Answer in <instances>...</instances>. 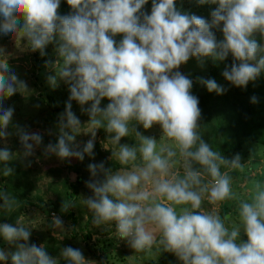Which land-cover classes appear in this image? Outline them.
I'll return each instance as SVG.
<instances>
[{
  "label": "clouds",
  "instance_id": "1",
  "mask_svg": "<svg viewBox=\"0 0 264 264\" xmlns=\"http://www.w3.org/2000/svg\"><path fill=\"white\" fill-rule=\"evenodd\" d=\"M66 2L74 12L61 16L57 11L60 0H0V34L26 38L28 47L40 50L41 55L47 44L59 38L56 50L62 66L55 67L56 74L47 79L53 88L58 78L69 84L70 97L59 117L57 143H49L46 151L61 159L83 160L85 154L93 155L96 129L114 133L111 139L118 144L128 136L133 120L144 129L159 124L162 136L172 142L158 146L156 139L132 129L140 141L138 148L124 144L114 153L120 164L130 165V169L113 173L103 162L88 165L93 178L103 174L102 180L87 182L93 195L83 199L93 214V224L114 222L119 237L128 239L136 251L159 243L183 264H264V184L256 182L251 200L239 205L246 243L237 242L239 227L229 230L219 215L200 211L205 197L210 204L234 198L231 177L221 172V167L241 169L243 164L239 154L225 159L201 139L199 100L190 93L193 82L172 71L190 57H197L202 64V58L223 61L231 53L240 63L226 67L224 79L237 87L254 81L264 71V46L253 38L255 33L264 37V0H199L200 4L218 3L210 23L181 13L175 0H152L150 14L140 13L147 0ZM221 24L223 41L217 42L211 29ZM117 34H123L118 45L112 38ZM200 83L209 92L227 91L214 79L200 78ZM21 90L27 91L26 83L11 71L7 60L0 62V101ZM102 98L110 101L103 109L99 107ZM72 100L80 105L92 102L86 110L92 139L82 150L73 145L80 121L71 111ZM250 102L255 104L258 98L252 96ZM13 113V107L0 105V139L13 134L7 131ZM14 128L23 156H31L42 136L18 125ZM138 152L140 163L136 162ZM177 156L183 162L182 176L172 171L179 162L174 159ZM12 158L7 148L0 150V162ZM194 164L199 168L194 170ZM12 171L6 168L4 175ZM0 201V207L7 209L15 204L6 191H0ZM184 205L190 207L177 211V206ZM70 206L64 204L63 210ZM62 224L59 217H53L54 228H62ZM30 234L19 222L15 226L0 224L5 241H24L11 254L0 250V261L10 255L11 264H57L43 245L29 246ZM61 256L70 264L92 262L72 247H65Z\"/></svg>",
  "mask_w": 264,
  "mask_h": 264
},
{
  "label": "rangeland",
  "instance_id": "2",
  "mask_svg": "<svg viewBox=\"0 0 264 264\" xmlns=\"http://www.w3.org/2000/svg\"><path fill=\"white\" fill-rule=\"evenodd\" d=\"M182 5H185L184 8H180ZM217 5L218 3L200 4L199 0H175V6L178 11L190 15L193 12H197L198 17H202L206 21L209 16L207 11ZM151 7L152 0H147V3L142 6L140 13L150 14ZM73 12L74 10L71 9L66 15ZM140 13H137V15H140ZM140 22H143V17H141ZM109 35L111 34L109 33ZM121 35L117 34L112 37L117 45L122 40ZM58 43L59 38L56 36L51 43L45 46L46 58L37 66L32 59L33 51L28 47L26 38H19L17 35L0 34V49L4 50V55L0 56V62L7 60L11 71L27 85V91H18L11 97L0 101L2 107L14 108L12 120L7 128V131L13 134L6 139H0V150L7 148L12 153L13 158L7 162H0V180L4 182L11 178V184L17 187L24 196L23 209L13 225L15 226L19 222L29 228L31 233L27 241L29 246L33 244L38 247L43 245L47 254L57 260V264H70L69 261L61 256V252L65 247L80 249L84 258L92 261L91 264L156 263L162 247L159 243L144 251H136L130 246L128 239L119 237L116 228H114V222L102 225L93 224L92 212L83 203V199L93 195L92 191L87 187V182L92 179H103L102 173H98L95 178L91 176L88 169L89 164L103 162L105 169H110L113 164H117V168L110 170L113 173L130 169V165H121L114 153H117L119 146L124 144L138 148L140 141L132 129L144 137L156 139L158 146L162 143L171 144L172 142L162 136V128L159 124H153L149 129H144L141 124L133 120L129 122L128 136L122 137L118 144H115L111 139L115 135L114 133H107L103 127L96 129L93 155L85 154L83 160L75 157L61 159L55 154L48 153L46 149L49 143L53 145L57 143L60 134L59 117L62 113L60 111L51 113L47 103L43 101V94L45 91L51 92L61 87L65 88L67 85V83L58 78V85L53 88L47 79L49 76L56 74L55 67L58 69L62 66V61H60L56 50ZM261 46H264V38ZM202 59L203 63L201 64L200 59L197 57H190L178 69L172 70L173 72L179 71L192 80L193 86L190 89V93L196 97L205 88L200 83V78L206 79L208 67L213 60L209 57ZM205 107L207 108L200 109L201 116L197 122L198 128L204 127L206 123L210 124L207 112L210 106L206 105ZM73 113L80 121L79 132L74 134L73 145L78 146V150H82L85 143L92 139L91 133L87 132V123L90 120V116H87L85 111L79 108ZM16 125L24 128L30 134L39 133L42 136V142L39 145H34L31 156H23L24 149L20 143L19 136L15 134L14 126ZM209 129L210 127H208V132H205L206 134H209ZM66 131L70 130L66 129ZM237 154L240 155L241 164H243L241 169L221 167V172H227L231 177V188L234 198L218 204H210L205 197L200 211L210 214L215 213L219 216L225 212L222 218L225 227L229 230L239 227L241 231L237 242L246 243L247 236L242 229L239 205L241 201L251 200L256 182L264 184V144L256 140L247 142ZM235 155L226 159L231 160ZM174 159L179 162L173 167L172 171L182 176L183 162L180 161L179 156ZM136 162H141L139 152L137 153ZM6 168L13 170L10 175H4ZM193 168L194 170L198 169L199 165L194 164ZM77 177H80L82 181L78 191L80 195V211L82 212L80 214V223L72 224L70 218L55 215L53 212L46 216L34 206L37 201L44 203L46 199H53L60 189V181L66 179L69 182H73ZM30 203H33V205ZM180 207L190 206H177V211H179ZM54 216L59 217L63 221L62 228H54L52 226ZM46 220L50 222L49 230L46 229ZM85 221H88L87 228L80 229L79 226L82 227ZM0 224H5V222H0ZM86 230L90 234L89 238L84 239L83 234ZM158 239L159 236H157ZM18 243H24V241L9 243L1 236L0 250L11 254L16 251ZM0 264H11V256L9 255L6 261H0Z\"/></svg>",
  "mask_w": 264,
  "mask_h": 264
},
{
  "label": "trees",
  "instance_id": "3",
  "mask_svg": "<svg viewBox=\"0 0 264 264\" xmlns=\"http://www.w3.org/2000/svg\"><path fill=\"white\" fill-rule=\"evenodd\" d=\"M184 6L185 5H182L180 8H184ZM217 7L218 5L207 11L209 14L207 21L209 23L211 22L210 14ZM69 10H71V8L66 0H60V5L57 10L58 14L61 16L66 15ZM192 15L198 16L197 12H193ZM211 31L214 33L217 42L223 41L222 24L212 28ZM121 36L123 39V34ZM253 38L261 45L264 37H262L260 33H255ZM43 51L44 55H41L40 50L32 52V59L37 66L46 58V49L44 48ZM233 63L239 64L240 62L234 60L231 53H229L223 61L212 60L206 73V79H214L219 85L227 89L226 92L217 94L214 91L209 92L205 87L204 90L197 95L200 109L207 108L205 107L206 105L210 106V109L208 108L207 111L210 124L208 125V123H206L204 127L198 128L200 137L202 140L209 143L213 151H218L225 159L237 154L247 142L256 140L264 144V71H262L254 81H249L245 87H237L226 81L222 76V72L225 68L228 67L230 69ZM69 87L70 85L67 84L65 88L61 87L55 91L44 92L43 101L47 103L51 113L55 111L64 113L65 106L70 97ZM252 96L258 98L257 103L253 104L250 102ZM91 103L92 102L89 101L84 105H80L77 101L72 100L71 111L74 112L79 108L84 110L86 115L89 116L86 110L91 107ZM108 103H110V101L107 98H102L99 107L101 109L106 108ZM208 127H210L209 134H206L205 132H208ZM117 167V164H113L110 170ZM81 185L82 181L80 177H77L73 182L63 179L60 181V189L53 199H46L44 203L37 201L34 203V206L46 216L53 212L55 215L70 218L72 224H78L80 223V214L82 213L79 205L80 195L78 194ZM17 190V187L11 184V178L4 182L0 180V191H6L10 198L15 199V204L12 209L0 207V222L13 225L14 221L20 215L23 209L24 196L20 190ZM0 204H2V201H0ZM30 204L33 205V203ZM64 204L71 205L67 211L63 210ZM224 214L225 212L220 214L221 220ZM87 225L88 221H85L83 226H79V228H87ZM46 229H50V222L48 220H46ZM89 234V231L86 230L83 234V238H89ZM151 264H183V262L174 253L166 252L163 250V247H161L157 262Z\"/></svg>",
  "mask_w": 264,
  "mask_h": 264
}]
</instances>
